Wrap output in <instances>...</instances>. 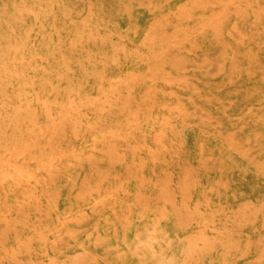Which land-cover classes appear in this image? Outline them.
<instances>
[{"label": "rangeland", "instance_id": "374dc122", "mask_svg": "<svg viewBox=\"0 0 264 264\" xmlns=\"http://www.w3.org/2000/svg\"><path fill=\"white\" fill-rule=\"evenodd\" d=\"M0 264H264V0H0Z\"/></svg>", "mask_w": 264, "mask_h": 264}]
</instances>
